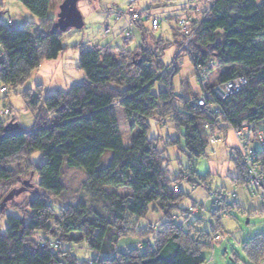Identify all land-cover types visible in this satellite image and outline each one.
Returning <instances> with one entry per match:
<instances>
[{
    "label": "trees",
    "instance_id": "1",
    "mask_svg": "<svg viewBox=\"0 0 264 264\" xmlns=\"http://www.w3.org/2000/svg\"><path fill=\"white\" fill-rule=\"evenodd\" d=\"M20 1L41 22L36 28L13 29L0 21V81L11 86L64 51V32L55 27L57 15H49L52 0ZM207 1L200 8L199 28L188 51L176 56L182 40L177 30L169 26L177 38V51L168 66L162 62L164 41L143 30L138 51L99 46L83 49L79 67L86 78L69 91H57L44 98H31L28 94L30 107L37 111L33 128L24 129L16 118L0 114V189L15 184L8 192L13 195L20 189L16 185L23 182L22 172L38 173L40 177L36 186L39 191L35 187L29 190L35 195L28 201L30 213L8 215L7 232L0 234V264H89L90 259L92 264L206 263L201 251L213 249V239L222 226L219 214L234 204L215 205L213 213L218 224L211 230L192 234L191 224L189 231L185 230L184 224L190 218L202 223L204 213L192 216L191 207L180 208L185 193L180 188L175 191L176 181L187 176L171 175L165 167V147L148 134L152 118H158L163 125L169 120L174 122L178 129H184L186 152L194 161L206 155L213 136L224 140L226 133L243 121H255L261 126L264 120V45L259 42L264 38V0ZM150 38L162 49L161 54L157 55L150 46ZM184 52L193 60L195 76L198 69L203 70L206 80L202 84L197 77L200 92L180 95L173 80L180 70L176 59ZM152 59L156 60V67ZM215 71L218 73L212 74ZM238 76L248 80L238 93L224 100L213 93L217 84ZM204 89L210 98L205 106H200L197 100ZM117 105L124 108L130 129L139 130L129 147L124 145ZM179 138L169 137L167 145L179 144ZM255 146L257 161L264 170V147ZM108 149L113 151V158L102 166ZM34 151L43 152L46 161H30L23 170L10 168L20 157ZM233 160L237 170L233 181L238 186L246 167L239 151ZM64 162L85 170L83 188L91 200L69 204L57 215L48 201L68 188L61 181ZM200 180L205 181L206 177L201 176ZM109 187L130 190L121 195ZM222 191L209 190L218 194ZM151 210L161 211L164 217L156 222L159 226L155 223L152 228L149 223L142 229L138 221ZM76 233H80L78 237ZM37 236L59 240L62 247H44ZM129 236H136L140 246L117 249L118 242ZM84 239L97 257L78 260L72 254L68 244ZM245 250L254 264H259L264 257V233L248 242Z\"/></svg>",
    "mask_w": 264,
    "mask_h": 264
},
{
    "label": "rangeland",
    "instance_id": "2",
    "mask_svg": "<svg viewBox=\"0 0 264 264\" xmlns=\"http://www.w3.org/2000/svg\"><path fill=\"white\" fill-rule=\"evenodd\" d=\"M0 2V21L5 23L6 19L11 17L13 19V24L10 25L11 28L23 29L30 26L36 28L40 24L41 19L20 0H0ZM62 2L63 0H52V7L49 11L50 16L57 15ZM246 2H254V0H246ZM142 3L149 8L152 15L168 18L171 21V27L176 30V22L187 12L189 0H143ZM207 3V0H198L199 8L205 7ZM78 6L84 16L85 25L81 29L71 28L63 33L64 51L58 58L45 60L31 72L29 77L17 85H5L0 81V89L3 86L9 88L6 93L0 91V110L9 108L11 110L10 116L16 118L19 125L24 129L33 128L37 121V111L30 107L27 99L28 94L31 98H44L57 91H69L73 85L82 83L85 80V73L79 67L80 53L83 49L99 46L111 47L117 50L125 47L135 50L137 48L135 43L142 44L143 30H145L157 40L164 41L161 45L166 47L162 55V62L165 65L171 64L175 58L177 38L173 29L166 24H162L159 29L155 30L151 20L144 19L141 22L142 24L134 23L131 29L135 38L129 44L123 43L121 34L124 31V23L129 17L124 14L120 20H116L115 13L117 11L126 12L129 6L128 0H79ZM191 14L197 19L202 16L200 10L198 12L193 11ZM107 28L110 29V32L106 35ZM259 42L264 45V38ZM149 44L157 55L161 54L162 49L158 48L154 41L150 40ZM138 53L139 56L142 55L141 52ZM176 64L180 67V70L174 76L173 83L178 93L181 95L183 92L185 94L200 92L201 86L195 76L196 70L190 55L184 52L176 59ZM216 72L218 73V71H215L212 74H216ZM210 80L214 81L215 79L211 78ZM116 112L124 145L129 147L132 138L137 135L139 130L138 128L130 129L122 106L117 105ZM6 118L8 117H3V119ZM157 119L155 117L149 120L148 137L160 140L161 147H165V167L171 172V175L176 177L184 173L188 177V179L181 178L176 181L180 190L185 193V197L179 204L180 208L191 207L200 211H203L202 208H204L203 222L199 223L196 218H190L184 224L185 230L189 231L188 225L191 224V227L194 226L190 230L192 234L201 230L209 231L218 224L213 213L215 204L212 203L209 197V190L212 189L214 192L226 190V188L231 190V187L234 186L232 177L237 174V170L233 158L236 157V152L239 149L237 147V151H232L229 144L230 140L228 142L221 140L216 144H209L206 155L192 161L186 152L183 137L184 129H178L176 124L170 120L163 125ZM169 137L172 139L180 137V143L167 145ZM112 158L113 151L108 149L103 156L102 166L108 165ZM30 161L41 164L46 161V157L43 152L34 151L30 156L20 157L15 164L10 165V168L16 171L26 169ZM62 173L61 181L64 184L66 183L68 188L60 196L48 201L57 215H60L63 208L69 204H76L79 200L88 203L91 200V195L83 188L87 174L82 167H69L64 162ZM22 176V181L28 180L31 185L17 184L16 188L20 189L13 195L8 192L15 187V184L5 190L0 189V234L7 232L8 215L23 216V214L30 213L28 201L35 195L29 190L35 187L34 190L39 191L36 187L40 181L38 173L22 172ZM201 176L206 177V180L201 181ZM235 188H237V196L234 201L225 204H234V207L219 214L222 224L219 231L221 239L213 240L214 247L212 250L204 248L201 251V254L207 259L205 264H254L245 250V245L264 233V203L258 197L252 196L246 189L237 186L232 189ZM108 189L116 190L121 195H125L130 190L129 188L116 189L113 187ZM237 202L240 205H236ZM194 205L197 207H194ZM178 213L179 211H176V216H178ZM190 215L198 216L191 213ZM163 217L161 211L151 210L145 219H140L138 222L142 229H145L149 223L153 228L155 223ZM79 234L76 233L75 236L78 237ZM126 244L130 247L140 246L136 236H129L118 242L117 249H125ZM68 245L72 254L78 260L98 256L95 251L89 248L86 239L73 241ZM259 264L264 263L260 260Z\"/></svg>",
    "mask_w": 264,
    "mask_h": 264
},
{
    "label": "built area",
    "instance_id": "3",
    "mask_svg": "<svg viewBox=\"0 0 264 264\" xmlns=\"http://www.w3.org/2000/svg\"><path fill=\"white\" fill-rule=\"evenodd\" d=\"M143 0H128L129 6L126 12L122 13L117 11L115 13V19L119 20L122 15H127L131 21V24H134L139 21L151 20L152 26L155 30L159 29L162 24L169 25L171 27V21L166 17H160L152 15L149 8L145 7L142 3ZM200 10L198 6V0H189V5L187 12L184 16L180 17L176 22V30L181 37L182 45L176 56L182 51H188L189 45L193 41L194 37L199 28V23L197 18L191 14L193 11L198 12ZM7 25L13 24V19L8 17L5 22ZM110 29H106V35L109 34ZM135 35L131 28L125 29L123 32L122 39L125 44H129ZM152 64L156 67V60L152 59ZM158 75L161 74L157 70ZM198 80L203 84L206 80L205 72L198 69L197 73ZM248 80L244 76H238L234 79L224 81L217 84L213 88V93L219 96L221 99H226L230 95L238 93L246 84ZM2 93H6L8 89L2 87L0 89ZM210 98V93L207 90H203L202 95L198 98L197 102L200 106H205ZM219 110V109H217ZM0 114L3 116H8L11 114L9 108H4L0 110ZM237 141L238 149L242 155L244 165L246 167L245 177L241 183L238 184V188H244L251 193L252 196L258 197L264 203V170L257 161V148L256 144L264 147V120L259 126V123L255 121L245 120L241 123L240 126L232 128ZM222 139L217 135L211 138V143L216 144ZM179 190V186H175V191ZM237 196V188L233 190H224L221 194L209 192V197L212 200V203L215 205L223 206L226 203H232ZM229 203V204H230ZM202 214L203 211L190 208L189 214ZM154 227V226H153ZM42 246H49L57 250L62 247V243L56 239H45L43 237H37ZM214 239H221L220 235H216ZM213 239V240H214ZM264 263V257L261 259ZM89 264H92V260H89Z\"/></svg>",
    "mask_w": 264,
    "mask_h": 264
},
{
    "label": "water",
    "instance_id": "4",
    "mask_svg": "<svg viewBox=\"0 0 264 264\" xmlns=\"http://www.w3.org/2000/svg\"><path fill=\"white\" fill-rule=\"evenodd\" d=\"M79 0H63L59 6L55 27L61 32H66L71 28L81 29L85 25L84 16L78 6ZM22 185H31L23 181ZM24 187V186H22ZM24 189V188H22Z\"/></svg>",
    "mask_w": 264,
    "mask_h": 264
},
{
    "label": "crops",
    "instance_id": "5",
    "mask_svg": "<svg viewBox=\"0 0 264 264\" xmlns=\"http://www.w3.org/2000/svg\"><path fill=\"white\" fill-rule=\"evenodd\" d=\"M249 3H251V2H249ZM147 7V6H146ZM148 8V7H147ZM58 12H59V10H58ZM57 12V13H58ZM121 19V18H120ZM119 19V20H120ZM177 20V19H176ZM142 22V21H141ZM140 22V23H141ZM124 31H125V29H127V28H132L133 27V25L134 24H131V21H130V19L128 18V20L126 19V22L124 23ZM123 31V32H124ZM123 32H122V36H123ZM143 39V38H142ZM152 38H150V40H151ZM152 41V40H151ZM124 43V42H123ZM125 44V43H124ZM136 44V47L138 48V47H140L141 45L137 42V43H135ZM136 48V49H137ZM229 136H230V138H229ZM226 142H228L229 140H230V146L232 147V151H235L236 149H237V145H238V142H237V140H236V138H235V136H234V134H233V132L231 131V130H229L227 133H226V135H225V139H224ZM236 175H234L233 177H235ZM233 177H232V181H233ZM188 178V177H187ZM234 186H236V183L233 181V183H232ZM233 186V187H234ZM233 187H231V189L233 188ZM224 188H226V187H224ZM229 188H226V190H228ZM236 205H240L239 204V202H237L236 203ZM39 235V234H38ZM128 244H126L125 246H124V248H126V246H127ZM123 248V247H122ZM119 250H122V249H119Z\"/></svg>",
    "mask_w": 264,
    "mask_h": 264
}]
</instances>
